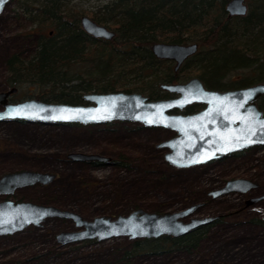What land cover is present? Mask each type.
Segmentation results:
<instances>
[{
    "label": "rangeland",
    "instance_id": "rangeland-1",
    "mask_svg": "<svg viewBox=\"0 0 264 264\" xmlns=\"http://www.w3.org/2000/svg\"><path fill=\"white\" fill-rule=\"evenodd\" d=\"M104 3L68 0L65 8L77 12L79 20L82 16L91 19L92 12ZM33 27L17 11L16 0H9L0 12V92L6 90V60L11 55L25 58L32 53L37 39ZM49 31H53L51 27L43 30ZM239 72L242 77L247 73ZM195 75L185 69L180 78L185 81ZM32 94L27 87H21L10 100L19 102ZM174 135L170 130L129 122L88 126L0 122V177L21 170L56 175L48 185L22 187L11 196L1 195L0 201L53 205L73 211L85 220L97 216L115 218L135 209L177 212L193 205L199 206L193 213L197 218L224 217L190 253L128 259L122 256L132 241L126 237L61 245L56 235L76 228L70 220L50 218L38 227L29 226L22 232L0 236V264H264V227L251 222L264 205H252L240 211L250 193H264V149L219 164L176 169L164 161L167 150L156 148ZM70 153L95 154L110 160L124 154L131 165L122 169L73 162L67 159ZM233 178L249 179L259 187L245 196L230 193L213 198L210 195Z\"/></svg>",
    "mask_w": 264,
    "mask_h": 264
},
{
    "label": "trees",
    "instance_id": "trees-1",
    "mask_svg": "<svg viewBox=\"0 0 264 264\" xmlns=\"http://www.w3.org/2000/svg\"><path fill=\"white\" fill-rule=\"evenodd\" d=\"M67 1L16 0L17 11L32 22L37 39L28 57L11 55L6 60V87H27L33 98L74 105L81 104L82 95L89 92H138L151 100L160 99L165 95L158 89L161 84L182 78L168 62L151 54L150 45L155 42L199 43L200 49L186 67L207 88L227 90L264 80L260 58L264 0H250L249 14L242 19L226 17L229 0H101L105 3L92 12L91 19L115 30L111 41L87 35L77 12L65 8ZM49 27L51 35L43 32ZM239 71L248 74L234 79ZM90 164L129 169L131 160L121 154L109 163ZM222 221L221 217L179 238L128 240L122 256L190 253ZM251 222L264 227L261 216Z\"/></svg>",
    "mask_w": 264,
    "mask_h": 264
},
{
    "label": "water",
    "instance_id": "water-1",
    "mask_svg": "<svg viewBox=\"0 0 264 264\" xmlns=\"http://www.w3.org/2000/svg\"><path fill=\"white\" fill-rule=\"evenodd\" d=\"M9 0L0 4V12ZM228 16H243L247 12L244 0H229L225 5ZM84 32L93 38L110 41L114 32L96 23L87 16L79 20ZM197 44H176L157 42L151 46L152 54L158 59L176 62L174 70L189 56L196 53ZM264 60V56H263ZM159 88L175 94L174 98L150 100L141 93L123 91L108 93H85L82 100L87 104H66L45 102L28 98L9 103L8 98L16 92L12 88L0 92V122L25 121L41 124L100 125L111 122L138 123L145 128L170 130L175 135L156 148L166 149L164 161L176 169L201 166L231 153L264 145V117L255 101L264 95V83L242 89L219 91L207 89L198 77L184 83L161 84ZM192 104L204 105L195 114H182ZM250 141V142H249ZM67 159L73 162H108L107 157L70 153ZM55 174L21 170L9 172L0 177V196H10L16 189L35 184L48 185ZM254 184L244 178L231 179L213 197L230 193H246ZM264 198H252L247 205ZM198 205L177 212H148L136 209L115 218L97 216L85 220L73 211L53 205L30 201H0V236L22 232L29 226L38 227L50 218L70 220L76 230L62 231L56 235L61 245L111 238L127 237L129 240L157 239L161 236L179 238L192 230L208 225L215 217L193 216ZM189 218L188 221H185Z\"/></svg>",
    "mask_w": 264,
    "mask_h": 264
},
{
    "label": "flooded vegetation",
    "instance_id": "flooded-vegetation-1",
    "mask_svg": "<svg viewBox=\"0 0 264 264\" xmlns=\"http://www.w3.org/2000/svg\"><path fill=\"white\" fill-rule=\"evenodd\" d=\"M244 2H245V4L247 5V12H246V14L245 15H243V16H228V14H227V12H226V17L227 18H240V19H242V18H245L248 14H249V2L247 1V0H244ZM79 25H80V23H79ZM81 27V26H80ZM108 28V27H107ZM82 29V28H81ZM108 29H110L111 31H113L114 32V34L116 35V33H115V30H113V29H111V28H108ZM86 33V32H85ZM49 34L51 35L52 34V32L51 31H49ZM87 34V33H86ZM88 35V34H87ZM115 35H114V37H115ZM90 36V35H89ZM93 38V37H92ZM94 39H96V38H94ZM98 39H100V38H98ZM114 39V38H113ZM112 39V40H113ZM100 40H103V39H100ZM103 41H107V40H103ZM111 41V40H110ZM155 43H157V42H155ZM164 43H169V42H164ZM154 44V43H153ZM153 44H151L150 45V52H151V46L153 45ZM176 44H178V43H176ZM179 44H183V43H179ZM188 44H197L198 45V49H197V51H196V53L198 52V50L200 49V44L199 43H196V42H191V43H185V44H183V45H188ZM195 53V54H196ZM151 54H152V52H151ZM195 54H193V55H191V56H189L187 59H185L182 63H181V65L179 66V68L177 69V70H174V68H175V66H176V62L175 61H173V60H165V59H158V58H156L153 54V56L156 58V59H158V60H160V61H166V62H168L170 65H171V67H172V71L176 74V73H182V71H184L185 69H188V70H191L190 69V67H186V64H187V62H188V60L192 57V56H194ZM263 56H264V52L261 54V56H260V58H261V61L262 62H264V60H263ZM242 73H245V72H243V71H241ZM258 72V71H257ZM240 73V72H239ZM238 73V74H239ZM238 74H236V75H238ZM239 77L238 78H236L237 80H240V78H242V75H238ZM193 77H197L196 75L195 76H193ZM190 78H192V77H189L188 79H190ZM187 79V80H188ZM187 80H178L177 82H175V83H184V82H186ZM258 83H264V80L263 81H256V82H254V83H252V84H249V85H245V86H240V87H235V88H232V89H227V90H219V91H228V90H235V89H242V88H245V87H249V86H252V85H255V84H258ZM6 86V85H5ZM205 86V85H204ZM206 87V86H205ZM12 88H15L16 89V92L19 90L17 87H11V88H8V87H6L5 89V91L4 92H6V91H8V90H10V89H12ZM207 88V87H206ZM160 89V88H159ZM207 89H211V88H207ZM213 90H216V89H213ZM160 91L161 92H163L165 95L164 96H162V98H160V99H165V98H174V97H176V95L175 94H170V93H167V92H164V91H162L161 89H160ZM15 92V93H16ZM113 92H116V91H113ZM124 92V91H123ZM15 93H13V94H15ZM89 93H92V92H89ZM95 93V92H94ZM101 93H108V92H101ZM127 93H131V92H127ZM134 93H138V92H134ZM13 94H11L10 96H9V98H8V102L9 103H12L11 102V100H10V97L13 95ZM85 94V93H84ZM142 94V93H141ZM151 100V99H150ZM81 104H87V102H85V101H83L82 100V103ZM255 104H256V106H257V109L259 110V111H261L262 112V117H264V95H262L261 97H259L256 101H255ZM1 108V107H0ZM204 108V105H201V104H192V105H190V106H188L186 109H184L182 112H176V113H182V114H195V113H197V112H199V111H201L202 109ZM175 134V133H174ZM262 149H264V145H257V146H252V147H249L248 149H245V150H243V151H240V152H236V153H231V154H228V155H226V156H224V157H221V158H219V159H217V160H214V161H211V162H209V163H214V164H219L218 162H220V161H228V160H231V159H233V158H235V157H237V156H240V155H242V154H247V152H249V151H253L252 153H255V151H257V150H262ZM209 163H207V164H209ZM222 163V162H221ZM242 166V165H241ZM255 169V168H254ZM256 174H259V172H256ZM233 179H239V178H233ZM244 179H246V178H244ZM228 180H231V179H227L226 181H228ZM249 180V179H248ZM251 181V180H250ZM253 184H254V181H251ZM226 183V182H225ZM224 183V184H225ZM258 185H256V184H254V186H253V188L252 189H250L249 191H247L246 193H240L242 196L244 195L245 196V194H248V193H250V192H252L253 190H256V189H258ZM220 189V188H219ZM210 195L213 197V195H212V193H210ZM264 195V193H262V194H259V195H257V194H255V195H252L251 193L248 195V198L245 200V202H244V206L240 209V211L241 212H244L248 207H250V206H252V205H256V204H260V205H264V198H262V199H260V200H258V201H256L255 203H253V204H250V205H247L246 204V202L248 201V200H250V199H252V198H257V197H261V196H263ZM222 196V195H221ZM219 197V196H218ZM213 198H216V197H213ZM264 209H262V210H258V211H256V216L259 218L260 216H261V218L262 219H264ZM213 217H215V219L214 220H216V219H219V218H223V220H224V217L223 216H213ZM213 220V221H214ZM212 221V222H213ZM211 222V223H212ZM211 223H209V224H211ZM208 224V225H209ZM204 226H207V225H204Z\"/></svg>",
    "mask_w": 264,
    "mask_h": 264
},
{
    "label": "snow or ice",
    "instance_id": "snow-or-ice-1",
    "mask_svg": "<svg viewBox=\"0 0 264 264\" xmlns=\"http://www.w3.org/2000/svg\"><path fill=\"white\" fill-rule=\"evenodd\" d=\"M3 3V0H0V4H2ZM262 130H264V129H262ZM250 142V141H249Z\"/></svg>",
    "mask_w": 264,
    "mask_h": 264
}]
</instances>
